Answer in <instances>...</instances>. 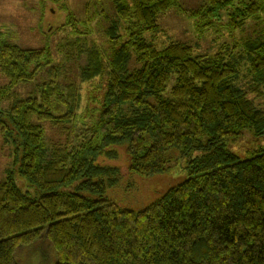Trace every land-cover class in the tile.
Returning <instances> with one entry per match:
<instances>
[{
    "label": "trees",
    "instance_id": "obj_1",
    "mask_svg": "<svg viewBox=\"0 0 264 264\" xmlns=\"http://www.w3.org/2000/svg\"><path fill=\"white\" fill-rule=\"evenodd\" d=\"M110 1L111 50L89 47L81 78L109 73L108 87L82 129V86L64 85L49 45L24 49L0 30V72L9 78L0 103L16 85L43 78L38 95L13 94L0 110L13 160L0 179V264H21L20 251L41 244V264H264V148L241 155L229 147L246 135L264 137V107L248 97L264 100V34L239 57L154 40L160 16L173 7L201 34L216 23L243 29L264 16V0H205L197 9L181 0ZM133 58L141 67L130 70ZM246 67L247 89L237 84ZM46 122L65 124L71 136L53 143ZM120 149L136 176H163L173 162L184 178L146 206L123 205L112 195L120 169L103 160Z\"/></svg>",
    "mask_w": 264,
    "mask_h": 264
},
{
    "label": "rangeland",
    "instance_id": "obj_2",
    "mask_svg": "<svg viewBox=\"0 0 264 264\" xmlns=\"http://www.w3.org/2000/svg\"><path fill=\"white\" fill-rule=\"evenodd\" d=\"M202 1L181 0V5L184 2L187 7H190ZM259 15L260 18L249 20L243 29L237 31L216 23L217 26L214 29L205 30L200 34L195 20L185 16L180 8L173 7L166 12V15L160 16L159 23L162 32L155 34L154 40L168 43L170 41L185 42L195 45L201 54H212L219 51L228 55L232 52L233 55L239 57L243 55L240 49L247 41L254 39L261 32L264 34V16ZM70 18L77 19L75 26H70ZM80 19L87 22H81ZM113 21L116 22L117 19L115 8L110 0H0V30L3 38L24 49H39L49 45L57 67L62 70L64 85L67 87L82 86L83 108L80 118L83 119L78 121L77 129H82L86 124L93 122L96 118L95 113L91 114L89 110L100 108V103L107 91L109 73L91 82L82 83L81 78H84L83 72L88 65L89 47H95L103 54L111 50L107 33ZM117 25L118 35L123 36L125 34L123 24L117 22ZM129 65L130 70L141 67V63H138L135 58L129 61ZM240 75L237 84L247 89L251 81L250 76H247V67L242 68ZM37 79L27 84L16 85L9 96L0 103V110L7 112L14 99L13 94L20 98L38 95L37 85L43 81L42 74ZM8 83L9 78L0 72V87H5ZM169 92L170 90L166 95ZM248 97L264 107L261 95L251 92ZM55 125L51 122L45 123L48 140L53 143L65 142L66 138L71 136L68 133L72 132V128L62 123H59L57 127ZM63 127L66 128L67 132L63 130L68 136L63 134L61 130ZM229 147L238 154L251 155L259 148H264V137L258 139L253 134L246 135L240 140H231ZM10 150L0 132V179H5L7 170L13 165ZM103 160L120 169L121 180L112 195L121 204L132 208L146 206L172 184L184 178L182 168L173 162L169 164L172 165L169 166L171 168L169 172L163 176L154 178L136 176L129 169L127 155L122 149H120L119 157ZM46 249L45 244L23 249L19 254L20 263L41 264L38 254Z\"/></svg>",
    "mask_w": 264,
    "mask_h": 264
},
{
    "label": "crops",
    "instance_id": "obj_3",
    "mask_svg": "<svg viewBox=\"0 0 264 264\" xmlns=\"http://www.w3.org/2000/svg\"><path fill=\"white\" fill-rule=\"evenodd\" d=\"M205 3V0H203L202 2H198V4H196L195 6H190V7H187L185 4H184V2H183V6H185V9H197V8H199L202 4H204ZM184 13V12H183ZM164 15H166V13L164 14ZM188 14L187 13H185V16H187ZM160 22V21H159Z\"/></svg>",
    "mask_w": 264,
    "mask_h": 264
}]
</instances>
